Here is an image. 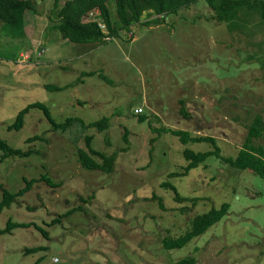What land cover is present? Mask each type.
Returning <instances> with one entry per match:
<instances>
[{
  "label": "rangeland",
  "instance_id": "374dc122",
  "mask_svg": "<svg viewBox=\"0 0 264 264\" xmlns=\"http://www.w3.org/2000/svg\"><path fill=\"white\" fill-rule=\"evenodd\" d=\"M54 3L35 0L16 35L0 23V138L32 151L1 158L0 150V200L3 188L16 192L24 177L37 178L0 211V264H169L181 257H194V264H264V178L216 154L179 174L188 163L185 148L235 157L254 115L264 121L260 12L228 26L198 0L157 22L145 23L155 15L144 13L130 30L85 44L60 36ZM107 4L117 20L115 0ZM93 19L102 22L97 10L84 18ZM34 102L45 104L56 122L108 117L109 126L79 133L75 125L62 134L31 107L22 127L9 130ZM163 127L209 138L182 143ZM84 135L95 150L115 153L111 173L78 163ZM43 173L55 184L38 179ZM223 203L227 213L218 222L181 246H165L196 215ZM9 218L34 222L48 235L33 224L3 233ZM35 245L41 247L26 251Z\"/></svg>",
  "mask_w": 264,
  "mask_h": 264
},
{
  "label": "trees",
  "instance_id": "16d2710c",
  "mask_svg": "<svg viewBox=\"0 0 264 264\" xmlns=\"http://www.w3.org/2000/svg\"><path fill=\"white\" fill-rule=\"evenodd\" d=\"M198 0H115L116 2V17L117 20H113L111 17V11L107 4L108 0H65L61 5H58L55 0L54 7L57 15V29L60 32V36L68 41L75 43L85 44H101L108 41L109 37L113 38L117 36L122 30H130L131 26L140 22L141 16L155 15L149 21L157 22L165 20L169 14H174L180 11L182 8L189 7L195 4ZM209 8H211L212 16L218 21H225L229 24L238 23L239 21L250 19V15L256 10L260 12L261 17L264 18V1L263 0H204ZM35 0H0V23L1 28L11 31V34L16 35L15 30L19 29L23 22L24 12L34 9ZM97 10L102 18V22L98 20H84V18ZM157 15V16H156ZM239 19V20H237ZM102 24L106 27V30L102 28ZM87 73H90L87 72ZM48 87L61 89L60 85H48ZM182 102V101H181ZM38 107L43 110L46 118L51 124L53 131L65 134L70 131L71 126L77 125L80 129L79 133L88 127H98L104 129L109 126V118L104 117L98 121L85 123L82 119L77 117H67L62 122H56L47 106L41 102H34L29 104L20 110L15 120L7 126L9 130L20 129L24 122V114L28 112L29 108ZM180 112L183 115H187L183 108H180ZM140 121L143 117H139ZM162 131H169L179 137L182 143L188 141L200 142L203 139H208V136H190L186 131L175 130L163 127ZM127 131L125 133V139L127 140ZM39 138L38 135H34L26 139V142L33 141ZM91 135H84L85 148L77 147L75 150V156L80 165L87 170H101L103 172L111 173L114 170L117 156L115 153L110 155L95 150L91 146ZM78 140V134L74 133L71 138L72 144H76ZM0 150L3 151L1 158L7 156H25L32 151H23L20 148L10 147L4 139L0 138ZM216 154L223 162L238 168L249 169L257 175L264 178V121L260 114L256 113L247 125V131L245 140L238 150L235 157L223 156L217 149L208 151L196 152L192 149L185 148L183 156L188 160V163L183 167L184 171L179 173L180 175L186 174L190 169L196 168L205 161L208 156ZM38 179H46L51 184H55L48 178L46 174H41ZM37 180L35 177H24V187L20 188L16 192H10L3 188V198L0 200V211L8 206L17 195H22L28 191L33 181ZM165 184H168L165 182ZM173 188V186H171ZM179 201L184 198L179 195L176 196ZM228 204L223 203L218 208H211L207 212L196 215L190 220V227L186 232L176 238L165 239L164 243L166 247L181 246L186 243L193 236L202 233L209 225L218 222L226 213ZM72 210V209H70ZM70 210L64 214H61L58 218H55V222L58 221L63 215H68ZM53 220V222H54ZM33 224L44 236H47V231L35 224L34 222H15L10 218L6 222V228L1 230L5 233L11 229L22 226L26 227ZM41 246H29L26 251H33ZM194 257H181L177 260L171 261L169 264H194Z\"/></svg>",
  "mask_w": 264,
  "mask_h": 264
},
{
  "label": "built area",
  "instance_id": "2783aa9c",
  "mask_svg": "<svg viewBox=\"0 0 264 264\" xmlns=\"http://www.w3.org/2000/svg\"><path fill=\"white\" fill-rule=\"evenodd\" d=\"M101 26H102V28H103L104 25H101ZM136 112H139L138 109L136 110Z\"/></svg>",
  "mask_w": 264,
  "mask_h": 264
},
{
  "label": "crops",
  "instance_id": "0c3cea01",
  "mask_svg": "<svg viewBox=\"0 0 264 264\" xmlns=\"http://www.w3.org/2000/svg\"><path fill=\"white\" fill-rule=\"evenodd\" d=\"M144 15H146V14H144Z\"/></svg>",
  "mask_w": 264,
  "mask_h": 264
}]
</instances>
